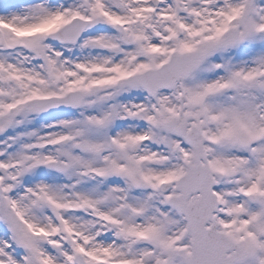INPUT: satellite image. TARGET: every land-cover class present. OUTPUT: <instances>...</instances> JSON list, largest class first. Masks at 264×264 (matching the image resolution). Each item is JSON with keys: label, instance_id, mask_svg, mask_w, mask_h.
I'll list each match as a JSON object with an SVG mask.
<instances>
[{"label": "snow or ice", "instance_id": "6c2138e0", "mask_svg": "<svg viewBox=\"0 0 264 264\" xmlns=\"http://www.w3.org/2000/svg\"><path fill=\"white\" fill-rule=\"evenodd\" d=\"M0 264H264V0H0Z\"/></svg>", "mask_w": 264, "mask_h": 264}]
</instances>
